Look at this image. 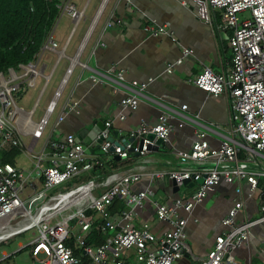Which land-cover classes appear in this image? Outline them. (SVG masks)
<instances>
[{
    "label": "built area",
    "instance_id": "built-area-1",
    "mask_svg": "<svg viewBox=\"0 0 264 264\" xmlns=\"http://www.w3.org/2000/svg\"><path fill=\"white\" fill-rule=\"evenodd\" d=\"M192 2L197 17L211 29L215 23L214 12H218L222 23H215V29L218 32L225 28L231 30L228 39L230 62L222 64L218 72L205 67L196 76L186 79L188 84L208 95L225 96L227 99L226 133L221 135L218 146L212 147L208 141V134L216 133L213 123L204 124L198 116L187 118L183 114L186 105L176 110L152 100L163 108L154 124L141 122L126 137L120 138L116 134L118 144L106 141L108 134L102 131L103 142L98 145L99 150L104 156L114 155L122 160L128 159L130 154L144 156L152 151L150 146H154L156 140L167 141L172 131L171 120L179 115L182 120L178 121V127H182L183 119L198 126L189 148L173 154L182 166L172 170H153L147 174L149 185L139 191L133 190L132 185L141 178L140 173L110 171L100 181H94L91 171L102 168L105 161L100 156L90 155L87 151L89 146L77 142L75 134H66L58 139L44 136L52 118L55 124H59L69 113H78V101L58 110L68 79L76 67L89 70L88 79L93 84L111 83L113 92L125 89L126 93L118 105L121 110H134L153 78L126 84L123 71L115 67L97 70L78 61L86 36L88 39L93 29L92 21L75 55L68 58L69 64L58 86L43 106L38 119L33 120L32 114L51 74L58 61L65 57L58 51L55 24L39 50L57 55L49 75H43V64L37 68L39 52L33 61L19 63L0 72L1 243L36 228L34 238L23 247L28 248L32 264H126L130 251L141 264H174L191 256L186 243V218L179 216V211L189 213L224 182L235 185L237 199L219 220L224 230L215 236L211 248L203 257L193 258L194 264H239L235 252L242 250L252 239L257 243L261 241L264 246V236L258 240L260 233L264 235V0ZM56 7L60 15L65 13L69 16L74 27L82 18L83 11L77 9L71 0H60ZM106 26H111V22L107 21ZM144 30L154 37L171 35L164 26H146ZM191 54V49L183 48L179 58L166 64L165 73H172ZM39 77L44 80L43 87L32 109L24 112L15 97L33 87ZM118 118L124 119L122 113ZM111 124L110 119L104 121L106 129H110ZM149 135L153 138L150 139ZM24 136H29L28 145L23 142ZM10 150H20L31 161L33 167L28 175L13 162L4 159L5 153L8 155ZM208 161L212 162L210 168L192 167ZM83 174L86 177L76 180L72 187L56 191L59 186L64 187ZM201 178L202 183L196 184ZM164 179L179 188L187 186L183 184L187 180L194 183L193 190L183 198L175 197L170 204L158 203L151 181ZM243 196L245 200L252 199L257 204L261 214L258 219L246 216ZM116 200L120 201L121 207L114 208ZM145 203L154 207L156 220L167 225L159 236L153 233L152 226L147 222L134 225L137 211ZM90 210L97 214L95 222L85 219L86 212ZM239 214L241 219L237 223ZM71 221L77 223L76 232L70 230ZM12 222L16 224L12 226ZM255 228H258L257 233ZM87 232H107L108 235L95 244L86 241ZM69 240L81 250L84 259L74 255L72 247L67 245ZM252 248L258 253L264 247L252 245ZM6 255L2 254V257H8Z\"/></svg>",
    "mask_w": 264,
    "mask_h": 264
},
{
    "label": "crops",
    "instance_id": "crops-1",
    "mask_svg": "<svg viewBox=\"0 0 264 264\" xmlns=\"http://www.w3.org/2000/svg\"><path fill=\"white\" fill-rule=\"evenodd\" d=\"M71 2L77 9L83 11V15L74 27L69 16L64 13L67 20L58 33L60 17L56 22L54 33L59 44L58 51L65 56L57 63L58 65L64 60L65 66L60 70L61 77L69 64L68 58L75 55L93 21V29L88 39L86 36L78 61L87 63L90 68L97 70L115 67L123 71L126 84L133 80L145 82L149 77L153 78V81L147 84L144 90L145 96L140 97L136 109L121 110L118 102L124 97L125 89L120 88L119 91L113 92L111 83L93 84L88 79L90 71L76 67L70 76L71 78L74 75L75 78L72 90L60 109L65 108L68 103L78 101V113H69L59 124H55L52 118L45 137L58 139L66 134H75L83 126L90 128L96 120L104 122L108 119L112 122L110 130L116 132L120 138L126 137L127 133L141 122L149 124L156 122L163 108L152 101L155 100L176 110H180L181 105H186L187 109L183 114L187 118L194 119L198 116L204 124L213 123L216 133H209L208 141L212 147L218 146L221 135L226 133L227 99L225 96L208 95L186 82V79L196 76L205 67L218 72L222 64L230 62L228 39L231 36V30L225 28L218 32L215 29V23L218 25L222 23V19L216 16L217 12H214L215 23L211 29L197 17L192 0H71ZM107 21L111 22V26H106ZM146 26H164L171 37L169 35L151 36L144 30ZM101 43L103 46H100ZM183 48L191 49L192 54L186 57L172 73L166 74L164 71L166 64L179 58ZM53 55L55 60L47 75L50 74L57 58L56 54ZM44 67V69L47 68L46 65ZM38 107L39 102L35 111ZM42 109L43 107L40 114ZM119 113L124 116L123 120L118 118ZM178 116H174L171 120L172 131L167 141L158 150L144 156L130 154L125 160L117 159L114 155L104 156L98 145L87 147V151L90 155L100 156L105 161L102 168H97L99 173L103 171L108 174L114 171L142 174L141 178L132 185V189L143 190L149 185L148 173L156 169L172 170L182 166L173 154L175 151H185L189 148L198 126L183 119L182 127H178V121L182 120ZM25 138L29 139V136L23 137V142L26 144ZM113 160L117 162L114 163ZM211 166V161L192 165L197 169ZM92 172L93 170L91 171L93 180L100 181L96 172ZM260 184H263V180H260ZM151 186L158 203L170 204L176 197L167 179L151 181ZM234 187L233 184L221 182L189 213L179 211V216L186 218V243L190 248L191 256L188 255L174 264H194L193 258L203 257L211 248L215 236L224 230L219 225V220L237 199ZM184 188L190 191L185 192L184 196H181L178 191V197L183 198L193 190L189 185ZM245 190L244 188V192ZM243 198L246 216L252 218L256 209L258 212V206L254 200H245V196ZM137 213L135 226L147 222L152 226L151 229L156 236L167 229L166 224L156 220L155 210L151 204L145 203ZM240 219L241 214L236 218L237 223ZM255 229L257 233L258 228ZM260 242L258 246L264 247ZM256 243L252 239L242 250L235 252L239 264H254L253 253L256 251H253L252 245ZM261 249L256 253L258 259L263 260L260 264H264V248ZM2 254H5V251H1Z\"/></svg>",
    "mask_w": 264,
    "mask_h": 264
},
{
    "label": "trees",
    "instance_id": "trees-1",
    "mask_svg": "<svg viewBox=\"0 0 264 264\" xmlns=\"http://www.w3.org/2000/svg\"><path fill=\"white\" fill-rule=\"evenodd\" d=\"M60 0H0V72L19 63H28L35 59L45 37L52 30L59 18L56 5ZM20 150H10L5 153L10 162ZM6 160V159H5ZM112 162L116 163V160ZM97 168L93 169L95 173ZM102 179L106 172H96ZM121 207L120 201L114 202V208ZM94 242V241H93ZM97 244L98 242H94ZM72 247L74 255L82 256L72 240L67 242ZM11 257L8 256L1 261ZM1 263V262H0Z\"/></svg>",
    "mask_w": 264,
    "mask_h": 264
},
{
    "label": "rangeland",
    "instance_id": "rangeland-1",
    "mask_svg": "<svg viewBox=\"0 0 264 264\" xmlns=\"http://www.w3.org/2000/svg\"><path fill=\"white\" fill-rule=\"evenodd\" d=\"M216 16L219 18L218 14ZM66 20L67 19H66L65 14H62L60 16V19L58 22L57 33L59 32V30L62 27H64ZM218 20L220 21V19H218ZM67 53H68V51H67ZM54 60H55V55H53L47 51H40L39 52L38 57H37V68H40L42 64L46 65L47 68L44 69V71H43L44 76L49 73V70L52 67L51 65L54 62ZM63 61L64 60L60 61L59 64L57 65V67L55 68L49 82L47 83V85L43 91V94L40 96V98L38 100L39 107L37 108V110L32 115L33 120L38 119L41 108L45 105V103L47 102V100L49 99V97L52 95L53 91L57 87V85L59 83V79L61 77L60 70H62L63 67L65 66L63 64ZM74 81H75V78L73 75L69 79L66 86L64 87V90L62 92V96L59 100L58 110L62 107L63 103L65 102V100L69 96L70 91L72 90ZM43 83H44V80L42 77L37 78L35 81V85L33 87L27 88L26 91L20 97H15L17 105L22 107L24 109V111L29 112L33 102L39 96V93L41 91ZM25 142L27 144L29 142V139L25 138ZM38 146H39V144H38ZM13 161H14L13 163L15 165L20 167L25 172V175H28V172L33 167V166H31V161L28 159V157L25 156L24 154H21V153L19 155L15 154L13 156ZM84 176L86 177V175L83 174V175H81L75 179H72L64 187L60 188V186H59L56 189V191H58L59 189L61 191L67 190L68 188L72 187L76 183V180H80V179L84 178ZM179 191H180V195L184 196L185 192L190 191V189L184 188V186H182ZM260 216H261V214L259 213V210L257 212V209H256L253 213L252 219L253 220L258 219ZM96 217H97V214L91 210L86 212V214H85V219L89 220V221L93 220L95 222ZM15 224H16V222L11 223L12 226ZM69 224H70V230L75 231L76 227H77V223L75 221H71ZM33 233H35V234L37 233L36 228L22 232L19 235H16L15 237H12L5 242H2V243L0 242V262H1L0 264H32L33 259L29 255L28 248H23V247L28 243V241H30L31 239L34 238ZM85 235H86L85 239L87 242L88 241H94V242L100 243L108 235V233L106 232V233L100 234L99 232H97V233L87 232ZM263 236L264 235H262L261 233L259 234L260 239H263ZM186 242H187V240H186ZM256 245H258V243H256ZM1 251H5V253L7 254L6 256L11 255V257L5 261H1L4 259L1 255ZM253 257H254L253 258L254 264H260L261 262H263V260L258 259V254L256 252L253 253ZM81 258H83V254H82ZM126 264H141V263L136 261L133 251H130V256H129V259L127 260Z\"/></svg>",
    "mask_w": 264,
    "mask_h": 264
},
{
    "label": "water",
    "instance_id": "water-1",
    "mask_svg": "<svg viewBox=\"0 0 264 264\" xmlns=\"http://www.w3.org/2000/svg\"><path fill=\"white\" fill-rule=\"evenodd\" d=\"M102 131L108 134L107 138L105 139L106 141H109L114 144H118V142L115 140L116 132H113L108 128L106 129L104 126V122L102 120L94 121L90 128L86 126L79 128L75 133V140L77 142H81L82 144L86 146H96L103 142L102 135L100 134ZM148 137L152 139L153 135H149ZM164 143H165L164 141H162L161 139H158L156 140V143L154 146H150V149L152 151H156ZM110 150H112V148H110ZM116 158L119 159L118 157ZM202 181L203 179L201 178L196 182V184H201ZM183 184L189 185L191 187L194 185V183H191L187 180L184 181ZM171 186H172L173 193H175L176 197H178L179 187L174 186L173 183L171 184ZM34 264H37V263H34Z\"/></svg>",
    "mask_w": 264,
    "mask_h": 264
},
{
    "label": "bare ground",
    "instance_id": "bare-ground-1",
    "mask_svg": "<svg viewBox=\"0 0 264 264\" xmlns=\"http://www.w3.org/2000/svg\"><path fill=\"white\" fill-rule=\"evenodd\" d=\"M2 238H0V240H1Z\"/></svg>",
    "mask_w": 264,
    "mask_h": 264
}]
</instances>
